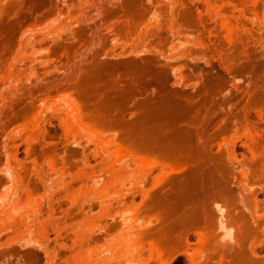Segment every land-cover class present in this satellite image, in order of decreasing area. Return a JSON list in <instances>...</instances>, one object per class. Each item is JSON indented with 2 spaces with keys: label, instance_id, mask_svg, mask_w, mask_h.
Segmentation results:
<instances>
[{
  "label": "rangeland",
  "instance_id": "rangeland-1",
  "mask_svg": "<svg viewBox=\"0 0 264 264\" xmlns=\"http://www.w3.org/2000/svg\"><path fill=\"white\" fill-rule=\"evenodd\" d=\"M161 88L194 107L146 117ZM0 264H264V0H0Z\"/></svg>",
  "mask_w": 264,
  "mask_h": 264
},
{
  "label": "bare ground",
  "instance_id": "bare-ground-1",
  "mask_svg": "<svg viewBox=\"0 0 264 264\" xmlns=\"http://www.w3.org/2000/svg\"><path fill=\"white\" fill-rule=\"evenodd\" d=\"M125 6V5H124ZM123 8V7H122ZM121 8V9H122ZM129 8V7H128ZM138 8V7H137ZM119 9V8H118ZM136 9V8H135ZM141 9V8H140ZM128 12V11H127ZM137 12V11H136ZM132 16V15H131ZM134 17H135V15H134ZM131 18H133V17H131ZM128 25V24H127ZM125 27V26H124ZM123 27V28H124ZM171 33V32H170ZM176 33H174V35H175ZM171 35H173V33H171ZM174 35H173V37H174ZM175 38V37H174ZM160 53H162L161 51H160ZM163 54V53H162ZM122 55V54H121ZM140 55V54H139ZM159 55V54H158ZM171 55V54H170ZM135 56V55H134ZM155 56V55H154ZM153 56V57H154ZM161 56H163V55H161L160 54V57ZM175 56V55H174ZM120 57V56H119ZM137 57H139V56H137ZM163 57H165V56H163ZM121 58V57H120ZM123 58V57H122ZM162 58V57H161ZM160 58V59H161ZM115 59V58H114ZM176 59V58H175ZM174 59V60H175ZM138 60V59H137ZM146 60H147V58H146ZM170 60V59H169ZM177 60V59H176ZM131 61H133V60H131ZM141 61V60H140ZM144 61V60H143ZM150 61V60H149ZM154 61V60H153ZM164 61H165V59H164ZM122 62V61H121ZM145 62V61H144ZM151 62V61H150ZM159 62V61H158ZM168 62V61H167ZM170 62V61H169ZM127 64V63H126ZM136 64H138V63H136ZM135 64V65H136ZM142 64V63H141ZM118 65V64H117ZM151 65V64H150ZM156 65V64H155ZM163 65H165V64H163ZM123 66H124V64H123ZM123 66L121 65V68L122 69H124L123 68ZM134 66V65H133ZM103 67V66H102ZM105 67V66H104ZM114 67H115V65H114ZM117 67H119V66H117ZM163 67V66H162ZM132 68V67H131ZM130 68V69H131ZM134 68V67H133ZM152 67L151 66H148V65H146V63L145 64H143V65H138L136 68H134V71H135V69H136V73L133 75V78L131 77L130 79L132 80H134V84H136V85H133L132 86V84H131V86H132V88L130 87V89H128L127 91H128V93H126L127 94V96H129L128 98L130 99V97L131 96H133L134 95V97H135V94L137 93V91L138 92H140L138 89H139V87H137V85L138 84H140L141 82H143V80H144V78H146V77H152V73H153V71H152V69H151ZM157 68V67H156ZM172 68H174V67H172ZM177 68V67H176ZM104 69V68H103ZM113 69V68H112ZM169 69H171V68H169ZM105 70V69H104ZM133 69H131V70H129V71H132ZM172 70V69H171ZM171 70H170V72H171ZM174 70H176V69H174ZM101 71V70H100ZM124 71V70H123ZM158 71V70H157ZM162 71V70H161ZM167 71V70H166ZM177 71V70H176ZM175 71V72H176ZM105 72V71H104ZM124 72H126V71H124ZM133 72V71H132ZM155 72V71H154ZM160 72V71H159ZM175 72L173 73V75H176L175 74ZM108 73H110L109 71H108ZM111 73H112V70H111ZM134 73V72H133ZM156 73V72H155ZM203 73V72H202ZM114 74H116V72H114ZM122 74V73H121ZM124 75L125 74H127V73H123ZM123 74L121 75L122 77H123ZM132 74V73H131ZM160 74V73H159ZM164 74V73H163ZM127 75H129V74H127ZM196 75V74H195ZM98 76H100V75H97V77ZM113 76V75H112ZM130 76H132V75H129V77ZM156 76V75H155ZM164 76H165V74H164ZM168 76H169V74H168ZM109 77H110V75H109ZM108 77V78H109ZM116 77V76H115ZM171 77V76H170ZM178 77H180L179 79L180 80H182L183 79V76H182V74L180 73V70H179V72L177 71V79H178ZM190 77V76H189ZM193 77V76H192ZM103 78V77H102ZM118 78V77H117ZM124 78V77H123ZM127 78V77H126ZM125 78V79H126ZM155 78V77H154ZM154 78L152 79L153 80V82H154ZM104 79V78H103ZM103 79L101 80H99V81H103ZM146 79H148V78H146ZM120 80V79H119ZM123 80V79H122ZM130 80V81H131ZM151 80V79H150ZM156 80H157V76H156ZM167 80H169V79H167ZM179 80V81H180ZM111 81V80H110ZM109 81V82H110ZM158 81V80H157ZM179 81L178 82H175V83H172V86L174 85H179ZM185 81V80H184ZM194 81V80H193ZM114 82H115V80H114ZM172 82V81H171ZM133 83V82H132ZM151 84H152V82H150ZM157 83V82H156ZM159 83H161V81H160V79H159ZM205 83V82H204ZM214 83V82H213ZM109 84H111V83H109ZM155 84V83H154ZM158 84V83H157ZM153 85V84H152ZM151 85V86H152ZM214 84H212L210 81H206V83H205V85H204V87H203V92H202V94L203 93H206V95L207 94H209L208 92H210L209 90H212V88L211 87H214L213 86ZM113 86V85H112ZM111 86V87H112ZM130 85H128V87H129ZM134 86H136V88H134ZM154 86H157V85H154ZM127 87V86H126ZM211 88V89H210ZM99 89H101V87L99 88ZM111 89V88H110ZM124 89V88H123ZM175 89V88H174ZM183 89V88H182ZM202 89V88H201ZM218 89V88H217ZM125 90V89H124ZM122 91V90H121ZM193 91V90H192ZM201 91V90H200ZM213 91V90H212ZM109 92V91H108ZM122 93V92H121ZM125 93V92H124ZM155 93H156V90H155ZM107 94V93H106ZM112 94V93H111ZM126 94L124 95V97L126 96ZM152 94H153V92H152ZM187 94V93H186ZM190 94V93H189ZM189 94H187V95H179L178 93H176V91H174V92H170V91H167L165 88H161V90L159 91V95L157 96V98H154V99H152L151 98V100H148V101H144L143 103H141V104H137L138 105V107H137V109H139L138 111L139 112H141L142 114H144L146 117H152V116H158V115H160V114H163L164 113V115L166 114V113H169V112H174L173 111V106H175V107H178V108H181V111L182 112H189V111H191L192 110V107H194V105H192L193 104V98L189 95ZM193 94V93H192ZM108 95V94H107ZM118 95V94H117ZM189 95V96H188ZM141 96V95H140ZM113 97V96H112ZM123 97V98H124ZM133 97V98H134ZM139 97V96H138ZM127 98V97H126ZM147 98V97H146ZM202 98V97H201ZM206 98V97H205ZM102 99H104V98H102ZM106 99V98H105ZM109 98L107 97V100H108ZM203 99V98H202ZM111 100V99H110ZM133 100V99H132ZM136 100V99H135ZM102 101V100H101ZM113 102H114V100H112ZM118 101V100H117ZM123 101H125L126 102V100H125V98L123 99ZM127 101H129L128 99H127ZM110 102V101H109ZM108 102V103H109ZM101 103V102H100ZM114 103H117V102H114ZM120 103H122V102H120ZM119 102L116 104L117 106H119L118 104H120ZM129 103H130V101H129ZM135 103V102H134ZM204 103H205V101L203 102V104H201V105H199L200 107H203V105H204ZM102 104V103H101ZM101 104H100V106H101ZM110 104V103H109ZM113 104V103H112ZM127 104V103H126ZM133 104V103H132ZM195 104V103H194ZM108 105V104H107ZM121 105V104H120ZM124 105V104H123ZM128 105V104H127ZM126 105V106H127ZM208 105V104H207ZM103 106H105V105H103ZM130 106H132V105H130ZM136 106V105H135ZM199 106H195V108H197V107H199ZM109 107V106H108ZM111 107V106H110ZM121 107V106H120ZM199 107V108H200ZM99 108V107H98ZM112 108V107H111ZM116 108V107H115ZM114 108V109H115ZM117 108H119V107H117ZM116 108V109H117ZM122 108V107H121ZM120 108V110L122 111V109ZM135 108V107H134ZM194 108V109H195ZM119 110V109H118ZM123 111H125V110H123ZM178 111H180V109L178 110ZM177 111V112H178ZM203 111V110H202ZM114 112V111H113ZM115 113V112H114ZM200 113V112H199ZM111 114V113H110ZM117 114H119V113H117ZM122 113H120V115H121ZM133 114V113H132ZM138 114V113H137ZM134 115V114H133ZM172 115V114H171ZM176 115V114H175ZM179 115V114H178ZM196 115V114H195ZM185 116H187V115H185ZM116 117V116H115ZM123 117V116H122ZM172 117V116H171ZM142 118H144V117H141V119H139L138 121H136L137 123H136V125H137V128H139L140 130L143 128V127H145V126H143L144 125V122H143V120H145V119H142ZM111 119H114L113 117H111ZM117 119V118H116ZM120 119V118H119ZM138 119V118H137ZM164 119V118H163ZM147 120V119H146ZM150 120V119H149ZM100 121H102V120H100ZM105 121V120H104ZM120 121V120H119ZM165 121V120H164ZM167 121V120H166ZM103 122V121H102ZM107 122V121H106ZM106 122H105V125H106ZM109 122V121H108ZM114 122V121H113ZM134 122V121H133ZM157 122V121H156ZM170 122V121H169ZM173 122V121H172ZM110 123V122H109ZM132 123V122H131ZM158 123V122H157ZM117 124V123H116ZM133 124V123H132ZM161 124V123H160ZM127 125V124H126ZM131 125V124H130ZM135 125V124H134ZM153 126H154V123L152 124ZM113 126H115V125H113ZM123 126H125V125H123ZM119 127V126H118ZM121 127V126H120ZM152 128V127H151ZM170 128V127H169ZM138 129V131H140ZM162 129V128H161ZM133 130V129H132ZM167 130V129H166ZM125 131V130H124ZM127 131V130H126ZM134 131H135V129H134ZM143 131H144V129H143ZM142 131V133H144ZM136 132V131H135ZM122 133H124V132H122ZM121 133V134H122ZM139 133V132H138ZM141 133V132H140ZM159 130L158 129H153V131L152 132H150L148 135H146V137H144V139L142 138H140V140H139V143H138V145H136V147L135 148H139V151H137V154H139V156H144V155H149L147 158H150L151 156L153 157L154 155H156V154H158L157 156H159L160 154H159V152L160 151H166V154H164L163 152V154L164 155H167L168 157H167V159L169 158V157H171V159H176V157L177 156H181V157H183V160H180V159H178L179 157H177V161L178 160H180V161H183L184 163H186V164H190V162H192V155H191V148L189 147V146H187L186 144L187 143H184V144H182V142L180 143V141L179 140H177V139H173L172 137H171V139H169V138H165V139H163L164 138V136L162 137V140H161V138H159V137H157L156 138V136L157 135H159ZM191 133V132H190ZM120 134V133H119ZM118 134V135H119ZM120 134V135H121ZM128 134V133H127ZM172 134V133H171ZM124 135V134H123ZM130 135V134H129ZM133 135H134V133H133ZM137 135H139V134H137ZM162 135V134H161ZM166 136V135H165ZM172 136V135H171ZM186 136V135H185ZM132 137V136H131ZM167 137V136H166ZM180 137V136H179ZM192 137V136H191ZM115 138V137H114ZM119 138V137H118ZM175 138V137H174ZM121 139V138H120ZM128 139V138H127ZM130 139V138H129ZM136 139V138H135ZM160 139V140H159ZM179 139V138H178ZM122 140V139H121ZM199 140V139H198ZM177 141H179V142H177ZM137 142H138V140H137ZM186 142V141H185ZM127 144H128V142H127ZM126 144V145H127ZM129 145H131V144H129ZM189 145V144H188ZM119 146V145H118ZM133 146H130L129 147V150H132V151H130V152H132L134 155L136 154V152L134 153L133 151V149L134 148H132ZM197 147V146H196ZM199 147V146H198ZM131 148V149H130ZM200 148V147H199ZM126 149V148H125ZM136 150H138V149H136ZM140 150L141 151H143L145 154H141L142 152H140ZM139 152V153H138ZM148 152V153H147ZM150 152V153H149ZM136 154V156H138ZM151 154V155H150ZM198 154V153H197ZM177 155V156H176ZM141 156V157H142ZM161 156H162V154H161ZM176 156V157H175ZM146 157H143V158H145L146 159ZM156 157V156H155ZM210 157V156H209ZM154 158V157H153ZM157 158V157H156ZM211 158V157H210ZM159 159V158H158ZM199 159V158H198ZM152 160V159H151ZM161 160V159H160ZM163 160V159H162ZM161 160V161H162ZM169 160V159H168ZM156 161V160H155ZM194 161V160H193ZM166 162H167V160H166ZM170 162V161H169ZM174 162H175V160H174ZM196 162H197V160H196ZM205 162V161H204ZM211 162V161H210ZM159 162H157L156 164H151V166H152V169H150V171L152 172V170L155 168V167H158V166H160L159 164H158ZM194 163V162H193ZM202 163V162H201ZM216 163V162H215ZM169 164V163H168ZM167 164V165H168ZM179 164V163H178ZM181 164V163H180ZM179 164V165H180ZM183 164V163H182ZM181 164V165H182ZM186 164H183L182 166H184V165H186ZM162 165V164H161ZM166 165V166H167ZM204 165V164H203ZM172 166V165H171ZM207 166H208V164H207ZM161 167V166H160ZM180 167V166H179ZM204 167H206V166H204ZM148 168H150V167H148ZM199 168H201V167H199ZM203 168V167H202ZM212 168V167H211ZM206 169V168H205ZM209 169V168H208ZM188 170V169H187ZM201 170V169H200ZM191 171V170H190ZM197 171V170H196ZM198 171H199V169H198ZM202 171V170H201ZM151 172H149V173H151ZM182 172V171H181ZM195 172V171H194ZM215 172V171H214ZM198 175H199V173L198 172H196ZM206 173H208V172H206ZM194 174V173H193ZM189 175V174H188ZM194 175H196V174H194ZM185 177V176H184ZM191 177V176H190ZM196 177V176H195ZM201 177V176H200ZM208 177V176H207ZM197 178V177H196ZM185 179H186V177H185ZM189 179H191V178H189L188 177V179L186 180V181H188ZM212 179V178H211ZM166 180V179H165ZM192 180H193V178H192ZM199 180V179H198ZM204 180V179H203ZM203 180H200L201 182H203ZM175 182H176V180H174ZM199 181V182H200ZM212 181V180H211ZM174 182V183H175ZM181 182V181H180ZM185 182V181H184ZM189 182V181H188ZM187 182V183H188ZM190 182L192 183L193 181H191L190 180ZM206 182V181H205ZM205 182H204V184H205ZM172 183H173V181H172ZM173 183V184H174ZM187 183H184V184H186L187 185ZM171 184V183H170ZM173 184H172V186H173ZM200 184V183H199ZM208 184V183H207ZM185 185V186H186ZM188 185L189 186H187V188L185 189V190H187L186 191V193L187 192H190V188L192 187V184H190V183H188ZM195 185V184H194ZM199 187V186H198ZM203 187V186H202ZM208 187V186H207ZM206 188V187H205ZM203 190H204V188H202ZM181 190H182V188H181ZM191 190H192V188H191ZM200 191H201V189H200ZM171 192V191H170ZM174 192V188H173V191H172V193ZM185 193V192H184ZM196 193V192H195ZM177 194V193H176ZM191 194V193H190ZM185 195V194H184ZM188 195V194H187ZM167 196H168V194H167ZM190 196H192V195H189L188 196V198H190ZM133 197V196H132ZM147 197V196H146ZM150 197V196H149ZM154 197V196H153ZM164 197V199L166 198V196H163ZM172 195L167 199L166 198V201L164 202V204H162V207L161 206H159V208L158 209H160V207L161 208H163L165 211L167 210V211H169V212H174L175 210H177L176 208L177 207H179V206H176V203L173 201V199H172ZM197 197V196H196ZM174 198V197H173ZM175 199V198H174ZM186 199V198H185ZM184 199V200H185ZM193 199V198H192ZM148 200V199H147ZM188 200V199H187ZM146 201V200H145ZM157 201V200H156ZM189 202V201H188ZM152 203V202H151ZM155 204V203H154ZM157 204H159L158 203V201H157ZM181 205V204H180ZM190 205V204H189ZM142 206L144 207V202L142 203ZM142 206H139L140 208L142 207ZM158 206V205H157ZM138 207V206H137ZM187 207V206H186ZM138 209V208H137ZM142 209V208H141ZM181 209V208H180ZM218 209V212L220 213V215H221V209L220 208H217ZM139 210V209H138ZM162 210V209H161ZM184 211V210H183ZM84 212V211H83ZM155 212V211H154ZM199 212V211H198ZM192 213V212H191ZM81 214H83V213H81ZM170 214V213H169ZM176 214V213H175ZM163 215H165V214H163ZM167 215V214H166ZM154 216V215H153ZM157 216V215H156ZM196 216V215H195ZM163 217V216H162ZM173 217V216H172ZM186 218H187V216H186ZM189 218H191V217H189ZM188 218V219H189ZM156 219V218H155ZM171 219V218H170ZM188 219H187V221H188ZM127 220V219H126ZM125 220V221H126ZM163 220V219H162ZM165 220V219H164ZM174 220V219H173ZM190 220V219H189ZM220 220V219H219ZM157 221V220H156ZM122 222V221H121ZM167 222V221H166ZM178 222V221H177ZM127 223V222H126ZM157 223V222H156ZM183 223H185V222H183ZM187 223V222H186ZM168 224V223H167ZM173 224V223H172ZM127 224H125L124 226H126ZM177 225H178V223H177ZM169 226V225H168ZM121 227V226H120ZM131 229V228H130ZM107 230V229H106ZM103 231V230H102ZM158 257V256H157ZM37 263V262H36Z\"/></svg>",
  "mask_w": 264,
  "mask_h": 264
}]
</instances>
